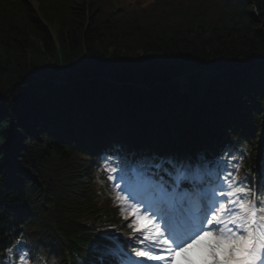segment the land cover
I'll return each mask as SVG.
<instances>
[{
    "label": "trees",
    "instance_id": "trees-1",
    "mask_svg": "<svg viewBox=\"0 0 264 264\" xmlns=\"http://www.w3.org/2000/svg\"><path fill=\"white\" fill-rule=\"evenodd\" d=\"M38 2L0 0V264H100L71 238L123 220L110 160L264 174V0Z\"/></svg>",
    "mask_w": 264,
    "mask_h": 264
},
{
    "label": "snow or ice",
    "instance_id": "snow-or-ice-1",
    "mask_svg": "<svg viewBox=\"0 0 264 264\" xmlns=\"http://www.w3.org/2000/svg\"><path fill=\"white\" fill-rule=\"evenodd\" d=\"M234 71L246 73L249 69L241 66ZM118 169L123 173L120 165L109 161L103 170L118 189L115 201L128 221L126 227L133 231L132 252H109V264H264V199H254L251 189L237 181L233 171L224 169L219 186L205 194L198 211L178 207L170 214L141 207L133 200L138 194L134 190L125 195L119 186L125 175L118 176ZM175 187L173 195H178L179 185ZM125 204L130 216L124 214ZM106 241L107 236L102 235L93 247L107 249ZM30 260L31 256L22 254L21 264Z\"/></svg>",
    "mask_w": 264,
    "mask_h": 264
},
{
    "label": "rangeland",
    "instance_id": "rangeland-1",
    "mask_svg": "<svg viewBox=\"0 0 264 264\" xmlns=\"http://www.w3.org/2000/svg\"><path fill=\"white\" fill-rule=\"evenodd\" d=\"M29 1H30V3L33 5L34 8H37V7H38V1H37V0H29ZM132 236H133V235H130V236L128 237V241L131 240Z\"/></svg>",
    "mask_w": 264,
    "mask_h": 264
}]
</instances>
